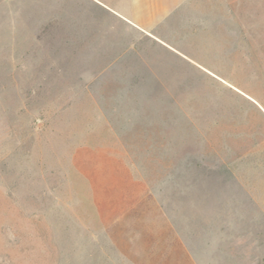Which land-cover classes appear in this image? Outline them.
Listing matches in <instances>:
<instances>
[{"label": "rangeland", "instance_id": "obj_1", "mask_svg": "<svg viewBox=\"0 0 264 264\" xmlns=\"http://www.w3.org/2000/svg\"><path fill=\"white\" fill-rule=\"evenodd\" d=\"M0 0V264H264V0Z\"/></svg>", "mask_w": 264, "mask_h": 264}, {"label": "crops", "instance_id": "obj_2", "mask_svg": "<svg viewBox=\"0 0 264 264\" xmlns=\"http://www.w3.org/2000/svg\"><path fill=\"white\" fill-rule=\"evenodd\" d=\"M114 6L115 12L142 30L151 29L162 21L177 5L178 0H96Z\"/></svg>", "mask_w": 264, "mask_h": 264}]
</instances>
